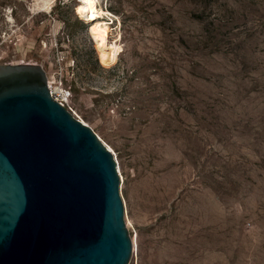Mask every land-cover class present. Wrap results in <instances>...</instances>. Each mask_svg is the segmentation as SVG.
Instances as JSON below:
<instances>
[{"label": "rangeland", "instance_id": "obj_1", "mask_svg": "<svg viewBox=\"0 0 264 264\" xmlns=\"http://www.w3.org/2000/svg\"><path fill=\"white\" fill-rule=\"evenodd\" d=\"M35 1L0 0V64L41 65L110 151L127 264H264V0H99L112 62L76 0Z\"/></svg>", "mask_w": 264, "mask_h": 264}, {"label": "water", "instance_id": "obj_2", "mask_svg": "<svg viewBox=\"0 0 264 264\" xmlns=\"http://www.w3.org/2000/svg\"><path fill=\"white\" fill-rule=\"evenodd\" d=\"M131 251L110 151L41 65L0 64V264H127Z\"/></svg>", "mask_w": 264, "mask_h": 264}, {"label": "bare ground", "instance_id": "obj_3", "mask_svg": "<svg viewBox=\"0 0 264 264\" xmlns=\"http://www.w3.org/2000/svg\"><path fill=\"white\" fill-rule=\"evenodd\" d=\"M51 1L52 0H40L37 2L35 1V4L38 9L44 11L50 7ZM74 13L88 24V34L93 41L94 47L99 52L101 60L112 62L114 52L110 47L109 26L108 23L102 19L106 13L99 5V0H77L74 6ZM48 84L50 85L49 80Z\"/></svg>", "mask_w": 264, "mask_h": 264}, {"label": "built area", "instance_id": "obj_4", "mask_svg": "<svg viewBox=\"0 0 264 264\" xmlns=\"http://www.w3.org/2000/svg\"><path fill=\"white\" fill-rule=\"evenodd\" d=\"M77 1V0H76ZM47 85H48V89H49V94L51 95V97L58 101L59 103H61L63 105V102L66 98V96L64 95L63 92L57 91L54 87H52L51 85L48 84V80H47Z\"/></svg>", "mask_w": 264, "mask_h": 264}]
</instances>
